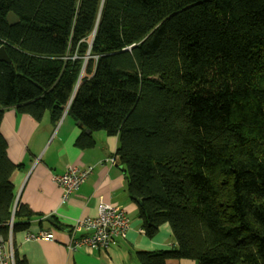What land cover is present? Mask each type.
I'll return each mask as SVG.
<instances>
[{"label":"trees","instance_id":"16d2710c","mask_svg":"<svg viewBox=\"0 0 264 264\" xmlns=\"http://www.w3.org/2000/svg\"><path fill=\"white\" fill-rule=\"evenodd\" d=\"M4 44L0 128L15 107L54 125L67 112L80 149L120 137L143 232L169 224L176 243L140 264H264V0H0ZM6 148L0 131L14 233L35 214L16 203Z\"/></svg>","mask_w":264,"mask_h":264},{"label":"crops","instance_id":"0c3cea01","mask_svg":"<svg viewBox=\"0 0 264 264\" xmlns=\"http://www.w3.org/2000/svg\"><path fill=\"white\" fill-rule=\"evenodd\" d=\"M0 131L8 145V157L17 166L11 178L16 203L20 202L35 214L27 228L19 227L13 233V250L19 261L26 264H140L137 252L175 248L169 224L161 225L152 238L143 232L140 203L129 193L124 168L120 162L111 164L109 161L120 148L119 136L96 132L93 133L95 144L80 149L76 141L82 129L67 112L54 125L49 113L37 121L19 113L15 107L4 110ZM70 165L93 166L94 170L80 189L64 201L63 191L53 177L64 174ZM101 203L120 206L127 212L131 225L126 238L118 239L105 250L70 252L67 245L75 221L96 217ZM40 231L50 232L52 239H27L28 234ZM167 264L198 263L173 259Z\"/></svg>","mask_w":264,"mask_h":264},{"label":"built area","instance_id":"2783aa9c","mask_svg":"<svg viewBox=\"0 0 264 264\" xmlns=\"http://www.w3.org/2000/svg\"><path fill=\"white\" fill-rule=\"evenodd\" d=\"M112 163L120 162L118 156L109 158ZM94 167H79L70 165L62 175H55L53 181L60 186L63 191V200L77 192L93 173ZM96 217H87L75 221L71 228L70 242L67 248L70 252L81 250H105L115 245L118 239L126 238L130 229L131 220L127 212L120 206L101 203L98 207ZM13 218L9 224L0 223V264H15V254L13 250ZM8 227V237L4 236L1 230ZM28 240H50L52 234L46 231L30 233Z\"/></svg>","mask_w":264,"mask_h":264},{"label":"water","instance_id":"95a60500","mask_svg":"<svg viewBox=\"0 0 264 264\" xmlns=\"http://www.w3.org/2000/svg\"><path fill=\"white\" fill-rule=\"evenodd\" d=\"M7 20L8 23H10L11 25L16 24L19 22V19L13 14V13H9L7 16ZM6 45H2V47H0V62H4L7 64H11V60L9 59L7 53H6ZM78 125H80V123H77ZM86 133L91 134V131L88 130ZM137 201L139 203H141L140 199H137Z\"/></svg>","mask_w":264,"mask_h":264}]
</instances>
